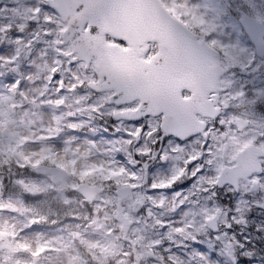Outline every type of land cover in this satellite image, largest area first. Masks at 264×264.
Segmentation results:
<instances>
[{"label":"snow or ice","instance_id":"obj_1","mask_svg":"<svg viewBox=\"0 0 264 264\" xmlns=\"http://www.w3.org/2000/svg\"><path fill=\"white\" fill-rule=\"evenodd\" d=\"M188 6L201 16L202 26L211 24L217 31L207 35L199 27L193 31L182 22L184 17L176 19L164 6V0H38L35 8L28 9L29 16L24 26L35 24L39 31L33 29L32 39L26 42L23 36H17L16 42L22 45L18 53L23 48L33 47V41L55 46L56 59L51 64L45 62L35 66L38 74L47 73L48 84L55 85L54 108L63 107L69 93L87 87L100 93L88 106L90 113L136 122L130 129H125L127 139L108 144L112 146L110 152L113 157L124 152L132 165L141 161L134 158L133 152L125 151V147L146 157L142 167L144 173H147L150 161L170 162V174L153 179L150 184L152 190H167L188 177L197 178L188 193L195 195L194 189L207 193L205 203L200 204L197 199L191 202L192 207L186 208L189 197L174 193L182 210L180 219L162 220L160 225L169 230V242H174L171 240L173 234L192 241L204 236L209 245L218 248L232 264H237V260L239 264H250L241 257H251L254 252L247 250L241 253L245 245L238 239L234 225L247 224V214L254 205L264 208V199L250 203L243 196L248 185L264 191V152L258 153L259 166L243 176L222 170L215 154L219 152L220 145L230 139L231 130L240 128L241 124L245 129H256L244 135L243 139L255 136L254 144H264V124H246L235 119V114L230 112L236 106V100H244L249 95L248 85L254 83L256 76L238 86L229 79V76L236 75L237 69L249 74L264 71V59L257 58V53L264 57V11H257L252 0H244L239 7L222 5L218 0H188ZM225 18L244 41L242 47H238L239 40L233 44L230 40L221 39L227 33L219 31L221 25L216 22ZM24 26H18L17 33ZM227 26V23L223 25L224 28ZM11 30V25L0 26V32ZM137 30L142 42L134 43L132 34ZM163 41L168 42L165 54L152 60ZM234 49L242 54L241 62L233 61L227 54ZM114 56L129 59L136 66L135 71H127L113 62ZM209 57L217 62L215 69L207 67ZM18 59L19 55L5 62L13 63ZM67 72H71V76L67 77L66 85ZM21 84L22 78H16L6 87L11 92L19 89ZM197 86L202 91L193 95ZM260 92L261 97L250 103H254L256 112L264 115V84H261ZM81 99H91V96H82ZM225 99L230 103L225 105ZM41 103L52 104V101L45 95ZM70 126L76 130L83 126V122ZM165 140L167 147L155 151L154 146L158 143L163 145ZM88 143L95 147L97 141ZM116 144L121 147H115ZM45 159L41 154L34 165L42 166ZM227 162L235 168V161ZM52 163L57 170L63 169L62 164L54 160ZM44 171L48 169L44 168ZM241 180L245 181L243 190ZM225 191L228 196L223 195ZM237 192L241 194L238 200L231 195ZM156 203L152 201L154 206ZM233 203L234 207L228 206ZM5 208H11V205L0 201V209ZM34 222L39 223V220ZM152 247L160 264H178V257L171 247L164 249L169 254L167 260L160 255L162 240H156ZM52 251L45 249V254ZM18 254L31 256V251L25 248ZM190 255L196 258V264H220L215 251H193ZM0 264H3L2 256Z\"/></svg>","mask_w":264,"mask_h":264},{"label":"rangeland","instance_id":"obj_2","mask_svg":"<svg viewBox=\"0 0 264 264\" xmlns=\"http://www.w3.org/2000/svg\"><path fill=\"white\" fill-rule=\"evenodd\" d=\"M194 2H202V0H194ZM218 2L222 5L231 4L233 7H239L244 0H218ZM252 3L257 11H264V0H252ZM37 4L38 0H13L10 3L0 0V26L11 25L12 28L11 31L0 32V58H3L0 59V73H4L0 75V93H4L0 95V162L9 164L7 168L10 172L13 169L26 167L27 170L23 172L22 177H20L21 173L19 176L12 173L16 184L20 185L21 181L32 183L37 191L32 196L33 201L36 198L37 201L45 200L41 196L47 191H50L48 194L54 193L56 209L49 212L44 202H40L39 206L36 201L32 206L26 207L20 197L14 195L8 197L7 203L18 207V212L9 214L0 209V235L4 233L11 237L13 248L17 252L4 251L1 255L3 264H18V261H21V264H134L128 262L131 247L125 246L122 242L124 234L122 225L115 219L118 212L116 184L136 187L133 201L142 203V210L138 213L133 208V201L129 200L123 204L124 215L130 221L129 238L137 246L141 244L144 247L138 251L142 256L141 264H160L156 257L148 255V252L155 254L152 245L156 240L163 241V247L159 251L165 260L169 254L164 249L171 247L178 257V264H196V258L190 255L193 251L209 253L215 251L220 264H232V261L223 256L218 248L210 246L204 236L196 242L173 234L171 240L174 242H169V230L160 225L162 220L180 219L182 210L174 193L183 194L184 189L187 190L186 194H183L189 197L185 204L186 208L192 207L191 202L197 199L200 204H204L207 193L194 189L195 195H189L188 190L197 178L188 177L176 186L172 185L167 190L151 194L150 184L153 179H160L170 174V162L162 164L158 160L149 165L147 173H144L142 167L146 157L134 153L132 148L125 147V151L133 152L134 158L141 161L137 165H132L124 152L113 157L110 152L112 146L108 143L127 139L128 132L125 129H130L136 125V122L125 120L117 122L112 119L113 116L90 113L88 106L96 101L100 93L97 94L87 87L79 89L76 93H69L63 107L57 109L52 106L56 100L55 85L48 84L47 73L38 74L35 66L43 65L45 62L51 64L57 55L55 46L45 44L43 41H33V47L23 48L18 53L22 45L16 42L17 36H23L26 42L32 39L33 29L39 31L35 24L24 26L29 16L28 9L35 8ZM164 4L172 14L179 15L180 18L184 17L183 22L194 31L198 27L204 35L217 31L211 24L202 26L204 21L188 6V0H180V2L170 0V3L164 0ZM216 23L221 25L219 31L227 33L221 39L226 42L230 40L233 44L239 40L238 47L243 46L244 41L234 32L226 18ZM226 23L228 26L224 28L223 25ZM18 26H24L19 33H17ZM247 43L253 47L250 41ZM227 54L235 62L243 60L238 49L228 51ZM18 55L19 59L13 63L5 62L8 58ZM257 58L262 59L258 56ZM2 63L6 64V68H2ZM237 71L239 73L237 72L233 78L229 76L237 86L245 80L252 81L253 75L256 76V80L248 85L249 95L244 100L235 101L236 107L244 108L241 109V114L250 119V125L264 124V115L256 112L254 103H250L261 97L260 86L264 84V71L255 74L242 73L238 69ZM69 76L71 72L65 73L66 85ZM9 77L12 79L10 80ZM16 78H22L21 87L9 92L6 86L15 82ZM45 89H47L46 93ZM45 95L52 104L41 103ZM89 95L91 99H81L82 96ZM79 122H83V126L72 130L70 125ZM253 131L256 129L247 128L242 133L231 130L229 160L234 158L239 149L255 141V136L251 139H243L244 135ZM90 140L97 141L95 147L89 145ZM259 145L264 147V144ZM115 147L119 148L121 145L116 144ZM162 147H167V141L160 148ZM222 147L220 145L219 152L215 154L219 157L218 164L221 169L224 165ZM41 154L50 157L47 161L50 165H54L53 160L62 164L63 168L70 172V177L63 182L53 184L49 176L41 175L34 165V161L39 159ZM24 160L29 162L28 166H24ZM80 182L101 185L105 191L92 205H89L75 192L74 188ZM244 186L243 183L242 190ZM178 187L182 192L175 191ZM247 189L243 196L250 203L261 200L264 196V191L254 193L248 187ZM223 195L228 196L229 193L225 191ZM231 195L237 200L241 198L240 193ZM219 196L220 193L217 195L218 199ZM153 200L157 202L155 206L151 204ZM228 206L234 207V203ZM196 207L198 208L199 205ZM43 208L46 209L47 214L42 212ZM140 214L144 216L141 217ZM247 218V224L234 225V228L238 239L245 245L241 253L252 250L254 254L251 257L241 258L248 259L251 264H264V210L254 205ZM36 220H39V223H35ZM81 246L88 254L89 259L86 261L80 251ZM25 248L31 251V256L18 254ZM45 249L53 251L45 254Z\"/></svg>","mask_w":264,"mask_h":264},{"label":"water","instance_id":"obj_3","mask_svg":"<svg viewBox=\"0 0 264 264\" xmlns=\"http://www.w3.org/2000/svg\"><path fill=\"white\" fill-rule=\"evenodd\" d=\"M131 32V29H130ZM132 39L133 42H142L141 38H140V34L139 31L137 30L135 33L132 34ZM167 41H163L160 44V52L155 55L152 60H155L158 56L164 55L165 54V47L167 46ZM113 62L118 63L122 68H124L127 71H135L136 66L126 57H122V56H114L113 58ZM207 67L212 70L215 69L217 67V62L212 58L209 57V63L207 65ZM202 91V89L197 86L195 92L193 93V95H198L200 94V92ZM262 152L260 149H256L253 148V146H249L246 150H244L243 152H240L237 156V160H238V164L235 168H228L226 167V169H224V171L226 172H236L238 175L243 176L244 174H246L250 169L259 166L258 164V153ZM48 169V168H47ZM49 171H51L53 173L54 179L57 180L59 179V173L63 172L62 170H57V169H48ZM64 173V172H63ZM66 174L64 173L63 175H61L60 179H62L63 177H65ZM81 191L83 192V194L87 197L88 200L92 201L93 197L95 196V192L94 190L98 188H89V186L87 184H82L80 186ZM32 191V190H31ZM126 196L129 195H122L121 196V202L123 200L126 199ZM120 218V215L118 216ZM3 246H0V248H2Z\"/></svg>","mask_w":264,"mask_h":264},{"label":"flooded vegetation","instance_id":"obj_4","mask_svg":"<svg viewBox=\"0 0 264 264\" xmlns=\"http://www.w3.org/2000/svg\"><path fill=\"white\" fill-rule=\"evenodd\" d=\"M236 108V107H235Z\"/></svg>","mask_w":264,"mask_h":264}]
</instances>
